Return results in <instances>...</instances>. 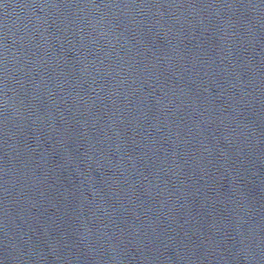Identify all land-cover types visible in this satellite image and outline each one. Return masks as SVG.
Listing matches in <instances>:
<instances>
[{
    "label": "water",
    "instance_id": "water-1",
    "mask_svg": "<svg viewBox=\"0 0 264 264\" xmlns=\"http://www.w3.org/2000/svg\"><path fill=\"white\" fill-rule=\"evenodd\" d=\"M0 264H264V0H0Z\"/></svg>",
    "mask_w": 264,
    "mask_h": 264
}]
</instances>
